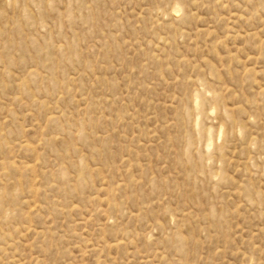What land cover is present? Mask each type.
I'll list each match as a JSON object with an SVG mask.
<instances>
[{
	"label": "rangeland",
	"instance_id": "1",
	"mask_svg": "<svg viewBox=\"0 0 264 264\" xmlns=\"http://www.w3.org/2000/svg\"><path fill=\"white\" fill-rule=\"evenodd\" d=\"M0 264H264V0H0Z\"/></svg>",
	"mask_w": 264,
	"mask_h": 264
},
{
	"label": "bare ground",
	"instance_id": "2",
	"mask_svg": "<svg viewBox=\"0 0 264 264\" xmlns=\"http://www.w3.org/2000/svg\"><path fill=\"white\" fill-rule=\"evenodd\" d=\"M174 12H176V11H174ZM176 17V16H175Z\"/></svg>",
	"mask_w": 264,
	"mask_h": 264
}]
</instances>
